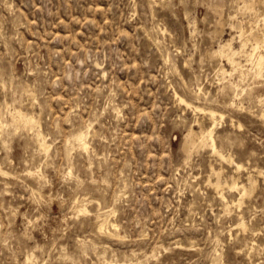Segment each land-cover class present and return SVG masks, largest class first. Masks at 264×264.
<instances>
[{"label": "rangeland", "instance_id": "obj_1", "mask_svg": "<svg viewBox=\"0 0 264 264\" xmlns=\"http://www.w3.org/2000/svg\"><path fill=\"white\" fill-rule=\"evenodd\" d=\"M245 1L0 0V264H264V0ZM202 108L226 158L187 156Z\"/></svg>", "mask_w": 264, "mask_h": 264}, {"label": "bare ground", "instance_id": "obj_2", "mask_svg": "<svg viewBox=\"0 0 264 264\" xmlns=\"http://www.w3.org/2000/svg\"><path fill=\"white\" fill-rule=\"evenodd\" d=\"M221 1H223V0H221ZM247 1V0H246ZM245 1V2H246ZM216 2V1H215ZM218 3V2H217ZM220 3V2H219ZM221 5V4H220ZM223 5V4H222ZM244 8H252V3H250V2H246L245 4H244V6H243ZM218 10V9H217ZM216 10V11H217ZM218 12V11H217ZM263 19H264V17H263ZM242 34V33H241ZM261 36V37H260ZM255 41H256V44H257V46L256 47H258V46H260L261 44H263L264 45V32L261 34V35H258V34H255ZM221 45V44H220ZM232 41L231 40H228V41H226L225 43H223L219 48H215V50L213 51V53L214 54H220L221 56H227L229 59H233L234 57H233V52H235V51H232ZM238 53V52H237ZM219 55V56H220ZM263 59H264V54H262V53H260L259 54V62H258V64H259V66H261L262 65V63H263ZM230 61V60H229ZM232 63H234V62H232ZM222 66V65H221ZM222 71L223 72H226L227 70L224 68V66H222ZM180 100L182 101V102H184V103H186L187 105H190L191 103H189L184 97H180ZM201 110H203V112H205L210 118H211V120H212V122H213V124H212V127L211 128H209L208 130H202V132L201 133H199V132H197L195 129H194V127H191L190 128V131H189V133L187 134V136H186V139H185V143H184V149H185V151H186V153H187V156H188V158H190L191 156H192V154H193V149L194 148H199L200 146H205V145H208V144H210L212 147H213V149H214V151L215 152H219L220 153V155L223 157V158H226V156L220 151V150H218L217 149V145H216V140H215V137H214V129L216 128V126H217V119H218V117L219 116H221V117H223V115L221 114V115H219L215 110H211V109H209V110H206V109H204V108H202ZM20 111H21V109H20ZM17 112H19V110L17 111ZM23 112V111H22ZM20 115H21V113H20ZM25 115V114H24ZM26 116V115H25ZM27 117V116H26ZM26 117H24V118H26ZM29 118V117H28ZM31 119V118H30ZM80 134V133H79ZM80 136H81V134H80ZM85 136H86V134H85ZM76 137H78V136H76ZM40 138V137H39ZM42 138V137H41ZM46 138V137H45ZM81 139V138H80ZM84 139V138H83ZM82 139V140H83ZM46 141V140H45ZM87 141V140H86ZM85 140H84V145L87 143ZM47 145V144H46ZM43 147H44V145H43ZM45 148H46V146H45ZM227 159H229V160H231V161H233V159L231 158V157H228ZM239 167H241L240 165H239ZM8 173V172H7ZM217 175H218V177H217V181H216V186H217V188H218V191H219V188H220V186H221V184H222V174H221V172H218L217 173ZM233 187H239V182L238 181H235L234 182V185H233ZM248 189H247V187H244L243 188V193H242V196H244L246 193H248ZM221 192V194H222V196L221 195H219L220 197H224L225 198V195H224V193L222 192V191H220ZM243 198V197H242ZM240 199V201H239V203L241 204V202L243 201V199ZM84 199V198H83ZM78 200H80V199H78ZM78 202V201H77ZM84 204V203H83ZM80 207V206H79ZM80 209L82 210V211H86L87 210V206H86V204H85V207H83L82 208V205H81V207H80ZM101 218V217H100ZM105 219V218H104ZM103 219V220H104ZM101 222V221H100ZM103 222V221H102ZM102 224V223H101ZM100 224V225H101ZM104 224H105V222H104ZM112 224V223H111ZM242 225H245V222L244 221H242ZM104 226V225H103ZM114 227H115V225H114ZM106 228H104V230H105ZM103 231V230H102ZM122 263V262H121ZM123 264V263H122Z\"/></svg>", "mask_w": 264, "mask_h": 264}]
</instances>
